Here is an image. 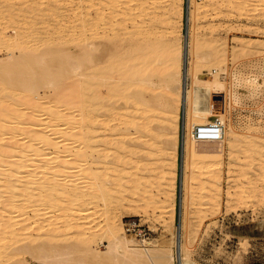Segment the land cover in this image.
I'll list each match as a JSON object with an SVG mask.
<instances>
[{"label": "rangeland", "instance_id": "1", "mask_svg": "<svg viewBox=\"0 0 264 264\" xmlns=\"http://www.w3.org/2000/svg\"><path fill=\"white\" fill-rule=\"evenodd\" d=\"M62 1L58 0L57 4V0H0V30L4 28L6 34L16 37L17 26L22 27L29 45L39 44V38L46 30H62L66 33V42L82 30L91 33L94 27L99 31L108 27L107 31L110 28L114 31L115 36L112 35L111 39L117 52L111 58L113 64L110 62L106 69V74L114 73V78L106 80L110 86H102L104 96L109 93L104 99L106 104L97 101L92 94L94 70L88 61L90 57L92 59V51L85 46L81 52L82 63L88 66L82 68V79L80 77L77 84L81 85L78 92L83 99H75L82 102L72 104L75 111L70 108L73 113L83 110L85 120V123L76 122L83 134L75 135L74 139L71 138L73 141L69 139L71 153L75 156L74 152L79 145L82 146L80 136L88 138L87 157L82 156L86 161L84 167L89 166L95 172L96 178H92L98 181H95L97 190L94 183L90 193H78L85 188L93 173L79 168L77 155L74 158L69 149L74 160L64 157L74 161L72 165L76 167L71 165L74 169L70 167L73 171L69 173L73 195L71 198L62 197L57 192V195H48L38 201L34 199L36 202H31L35 203L33 208L22 209L27 210V217H30L20 223L22 226L32 227L36 220L44 227L39 230L40 250H27L20 255L30 264H46L51 250H63L69 246L83 248L82 245L88 242L96 256L104 259L84 257L82 252H77L60 260L53 257V253L49 264H123L105 256L110 239L109 225L117 224L125 237L137 241L139 249H153L162 241L164 256L158 258V263L166 259L167 264H177L176 252L180 245L186 251L183 260L187 259L189 264H264V0H194L198 13L191 21L185 19V15L194 7L193 0H147L149 3L146 0ZM100 11L105 16H96ZM146 43L157 44L145 47ZM138 44L143 48L138 50ZM7 47H0L3 60H8L6 57L16 48ZM189 48L194 49L196 55H210L215 60L205 62L198 71L208 74L213 67L226 69L221 78L227 84V91L204 95L209 103H213L214 115L225 116L223 138L218 150L213 152L206 151L213 145H208L205 151L198 150L200 141L192 129L205 122L197 118L192 128L187 129L186 121L195 117L189 110L186 112L181 96L171 93L166 84L170 82V87L178 84L182 69L186 68L185 54ZM16 50L20 54V48L14 50L17 54ZM99 50L107 52L104 46ZM88 54L91 56H86ZM190 64L187 65L191 69ZM253 77L256 83L251 85L248 80ZM207 78L212 76L207 75ZM39 80L37 84L43 86L36 84L34 93L47 97L45 95L52 92L53 86ZM67 81L65 78L61 83ZM231 88L236 91L237 102L231 101ZM26 90L18 91L19 108L25 106L21 97ZM27 93L25 98L22 97L24 101L30 94ZM34 95L37 96H30ZM59 96H52L53 100H58ZM52 97L48 95L47 98ZM51 100L47 104H52ZM76 104L82 105L81 108ZM23 109L20 112L28 111ZM20 112L14 119H23ZM97 118L105 120L106 124ZM40 120H48V117ZM30 123L28 119L22 126L33 128ZM18 135L20 143L24 142L23 134ZM185 138L188 143L183 144ZM176 144L179 148L174 147ZM51 146L43 147V150L49 152L53 150ZM184 161L186 169L183 170ZM49 172V168L43 170L46 186L53 177ZM183 184L184 189H181ZM16 194L19 199L26 197ZM69 207L73 210L70 211ZM16 209L12 214L4 212L5 216L21 214L22 211ZM127 215L141 217L150 228L149 243H140L134 235L124 231L121 219ZM181 218L185 229L179 239ZM45 250L50 252L49 255ZM32 253L36 256L33 257Z\"/></svg>", "mask_w": 264, "mask_h": 264}, {"label": "bare ground", "instance_id": "2", "mask_svg": "<svg viewBox=\"0 0 264 264\" xmlns=\"http://www.w3.org/2000/svg\"><path fill=\"white\" fill-rule=\"evenodd\" d=\"M129 1L131 2L132 0H129ZM61 2L63 1L61 0ZM194 2L195 1L193 0L194 7L186 11L185 19L187 20L189 19V21H191V19L194 18V16H196V14L198 13V5L196 4V2L194 4ZM57 4H58V0H57ZM102 5H105V4H102ZM88 8L90 7L88 6ZM81 12L82 11H80V13ZM49 13H51V11H49ZM92 13L94 12H91V14ZM103 13L104 12L100 11L97 13L98 15L96 16H101V17L105 16V13L104 14ZM45 18L47 17L45 16ZM6 26L7 25H5V29H6ZM106 26H108V24ZM17 27H18V30L17 28L15 30L16 37L15 36L13 37V35L6 34V32L3 30L4 28L1 29L4 32L0 30L1 31V34H0V47L1 48H4L6 46L20 48V54L18 53L19 51L17 50H16L17 52L16 54L14 52L16 48L15 49L13 48L14 50L12 49L13 51L12 53L10 52L11 53L10 56L6 57L8 60H3L0 58V100H1L0 102V210H2L0 211V262L2 264H30L20 254H23L27 250L31 252H33L34 249L35 251L36 249H38V251L40 250L41 247H40V242H39V239H40L39 230L43 229L42 226L44 227V225L41 222H38L35 220L34 223L36 225L33 223L34 225L32 227L22 226L20 224L21 222H24L30 219V217H27V214H28L26 213L27 210L26 211L24 210L28 206H31L33 208L34 206L33 204L35 203L32 204L31 202L34 201V199L41 200L43 197H46L48 195H54V194L57 195L56 194L57 192H59L62 197H70V198L72 197L73 191L72 189H70V187H72L71 186L72 179L70 178L69 173L73 171V170L70 171L71 168L74 169L76 167L72 165L74 161H70V159H72L73 157L75 158V156L77 155L76 157L77 160L76 159L75 160L78 162V164H80V166L78 165V167L84 168L82 169L83 171H91L90 174L93 173V176L90 175L88 177L89 182L87 183V185L85 186L83 190L78 192L79 194L84 195V194L90 193L91 189L93 188L92 184L94 183L96 184V182H98L96 181V179H93V178H96L94 176L95 172H93L89 166L84 167L85 159L83 158L82 155H84V157L85 156L87 157L85 153H87L88 151L86 152L85 147L89 146L88 138L84 139L83 135L80 136V140L82 139L81 140L82 146L79 145L78 150L74 152L76 154L75 156L73 153H71L72 143L70 145V141H73L72 140L74 139L73 137H76L77 134L78 135L83 134L81 130H78L80 127L76 125H78L77 121L80 120L79 124L80 122L83 121L84 113H82L83 110L79 111V113H76V112L73 113L70 108L73 107L72 106L73 103L74 105L76 102L79 104L82 103L81 101L78 102V100L83 99L82 97H81L82 99L80 98L81 93L78 92L80 90L79 87L81 85L77 86V84L79 85L80 83V77H81L80 75L83 72L82 68L83 67L85 68V66H88L87 63L85 66L83 65L85 62L82 63V60H84L82 57V53H81L82 49H84L86 46L88 47L87 49H90L89 51H92V59L91 57H90L91 60L88 58L89 65L93 66V70H94L93 73L91 72L93 75V77H91L93 78L91 80L92 82L90 81L91 84H93L92 94L96 97L97 101H100V102L104 101L105 104L107 101L104 99L106 95H109V93L105 94L104 96L105 91L102 90V86L104 87V85H109V83H107L106 80L114 78V75H112L114 73H112L111 75L109 73L108 75L106 74L107 72L106 69H107V65H109V63L111 62V58L115 57L116 55L115 53L117 52L116 46L113 44L112 39H111L112 35L115 36V34H114V31H112V28H110L111 31L109 30L112 33L107 31L109 27L106 29L104 28L103 31L101 30L99 31L98 29H96V27L93 26L94 30L93 31L91 30L90 31L91 33H87L85 30H82L81 32L78 33V35L76 36L73 35L71 39L67 40L68 42L64 41L66 33L65 32L63 33L62 30L61 31H59V29L46 30L45 35H42V37L39 38L40 42L39 44H37L38 46L35 45L36 43L29 45L28 42L25 41L26 39L25 30L23 29L24 30L23 31L22 27H19V26ZM36 41H38V39ZM34 42L35 41H32L31 43H34ZM106 44H108L109 48L108 47L105 48ZM156 44L157 43L155 44L146 43L144 46L154 47ZM3 45L4 47H2ZM103 46H104L105 51L108 48L107 52L110 51L109 55L107 54V52L102 53V51L99 50L100 47L103 48ZM141 47L143 48V45L138 44L137 46L138 50ZM1 48L0 50H2ZM86 52L88 51L86 50ZM89 54L86 56H91ZM5 56H8V55L6 54ZM86 56L84 57L86 58ZM185 56L187 60L186 68L183 67L181 76H179L178 78V84L176 85V87L174 86L170 87V82H167L166 84L168 85L171 93H177L178 95L181 96L182 100L185 102L186 112L187 110H189L190 114L195 117L194 119L186 121L187 129L192 128V125L194 124L197 118H199L201 121H204L205 123L214 121L217 118L224 125L225 116L222 114L214 115L212 111L213 103L212 102L209 103L204 95L207 93L209 94V96H212V92H217L221 90L227 91L228 89L227 84L221 78V73L224 72V70L226 69L223 68L222 66H218L216 68L213 67V68H210L208 74H206L201 71H198L197 69L201 65L205 64V62L210 63L212 61L213 62L215 61L210 55H209L210 57L206 55L199 56L195 54L194 49L189 48L187 49ZM90 61H92V63ZM190 61H191V64H190ZM111 64H113V62H111ZM187 64L191 65V69L188 68ZM207 75H211L212 78L208 79ZM166 77H167V74H166ZM65 78H68V81L65 84L61 83L62 80ZM39 79H42V81L44 82L43 84L47 83L53 86V89L51 88V91L53 93L49 92L50 89L48 90V93L50 94L46 93L49 95V97L53 96L55 98L56 95L59 96L60 94H63V96L62 97L59 96L60 98L58 100L56 99L53 100V97L51 98L52 100L48 99L47 98L48 95H45L47 97H44L43 96L44 94L42 96L41 95L38 96L41 93L39 94L34 93V91L36 92V89H34V87L40 81ZM255 81H256V78L254 77L248 80V82L251 83V85L255 84L256 83ZM203 85L205 87H203ZM22 89H25V90L27 89L26 91H29L28 93L25 91L24 96L22 94V97L25 98L26 93L27 94L30 93V94L27 95L26 101H24V99L21 97V100L24 102L22 103L25 106H22V104L20 103V107L22 106L25 109H28V111L20 112L22 107L19 108V105H17L19 104V102L16 99H18L17 94H19L20 92L22 93V91H20ZM37 90L39 91V89ZM233 90L231 88L230 96H231V101L234 100L235 102L236 101L235 99L236 91H233ZM33 94H37V96L36 95L30 96ZM108 97L109 96H107V99ZM6 98H10L12 101ZM75 99H78V100H75ZM45 100H47V102ZM49 100L52 101V104H47ZM94 101L96 102V100ZM81 106L82 105H78V108L80 109ZM67 107H68V110H67ZM74 108L75 106L73 107V109ZM153 109H154V106L152 107V110ZM75 110L76 108L74 109V111ZM19 112H20V115L23 116V119L25 118L24 121L23 119L19 121L14 119L16 114L18 115ZM44 114L46 115V117L42 118L41 116H44ZM100 114H104V113H100ZM214 116H217V117H214ZM47 117H48V120H44V118H47ZM93 117L90 118L89 116L90 119H93ZM98 118H97V121L101 120L102 123L106 124V121H105L107 119L106 117H105V120L98 119ZM28 119H29V122L30 121L32 122V124L30 123V125L31 127L33 126V128L26 127L27 128L26 129L24 126H22L23 123ZM40 119H43L44 121H41ZM107 122H108V119H107ZM82 123H85V120ZM47 129L49 130L46 132ZM18 134L24 135V136L20 135L22 140L24 139L23 140L24 142H22L23 144L20 143L21 139H18L19 137ZM75 139L76 140L79 139V136L78 138H75ZM68 141L69 143H67ZM186 142L187 140L185 138L183 141V144H185ZM75 143L77 142L76 141L74 142L73 147ZM49 145L50 146L52 145L51 147H53V150L49 151L50 153L48 151L45 152L43 150V147H47ZM174 147L179 148V145L176 144ZM69 149H71V151ZM66 151L68 152V155H66L67 154ZM69 151L73 155V157H71V155L69 154ZM64 155L68 156L70 159L68 158L65 159ZM74 158L72 160H74ZM184 167L186 169V161L183 162V170H184ZM46 168H49L51 171L49 173L53 174L52 180L48 184V186L44 184V180H45L44 176L46 175V173H43V170ZM181 189H184V184H183V187H181ZM95 190H97V184H96ZM16 193H19L20 196L26 195L25 199H21V198L19 199ZM32 196H35L36 198ZM103 198L104 197H102V199ZM16 208L18 210L20 209L21 211L22 209L24 210L21 212V214L17 216H14V215L5 216L6 214H12L13 210H15ZM68 209L72 211L73 207H69ZM4 212L6 214H4ZM36 212H35V215L37 214ZM5 217H7V219H3ZM34 229L36 231L38 230L37 233L35 232ZM184 229H185V226L182 220L178 227V238L179 239H181V234L183 232L182 230ZM108 233H109L110 239L107 245V253L105 256H111L114 259H116V261L123 262V264L124 263L126 264L127 263L167 264L168 263L166 259L163 260L161 263H158V258L164 256V253H163L164 244L162 241L159 242L157 246L153 249H147V248L139 249L138 246L136 245L137 241L135 239L127 238L122 234V229L120 225H117V224L109 225ZM41 236L43 237V234ZM86 243L87 245L82 243L83 244L82 246H85V247L83 248L79 247L78 249L74 248L73 246H69L63 250L59 248L53 249L51 250V252L52 254L54 253L53 254L54 256L50 254L51 255L50 258L52 256L53 257L56 256L60 258V260L61 259L64 260L66 257L70 255H75L77 252L79 253L82 252L84 257L95 256L97 260L104 259L103 256H96L97 255L96 251L92 250L88 242ZM45 251H46L45 253L46 254L48 253L49 255L50 252H47V250ZM183 252H186V251L182 248V246L179 245V248L177 247V252H176L177 264H189L187 259L183 260ZM43 253H44V250H43ZM32 255L34 254L32 253ZM35 256L36 255H34L33 257ZM37 257L39 258L40 256L37 255ZM47 257L49 258V256ZM165 258H167V256H165ZM44 259L45 258L43 257V262H44ZM49 259H47L48 263L46 264L50 263L51 260ZM170 260L172 262L173 258H171Z\"/></svg>", "mask_w": 264, "mask_h": 264}, {"label": "built area", "instance_id": "3", "mask_svg": "<svg viewBox=\"0 0 264 264\" xmlns=\"http://www.w3.org/2000/svg\"><path fill=\"white\" fill-rule=\"evenodd\" d=\"M224 125L219 119L202 124L194 125L192 133L197 140L200 141L198 150L200 152L205 151L208 145L210 146L208 152L218 150V144L223 138ZM122 227L128 234L134 235V237L143 244H147L151 241L150 228L141 221V217L134 215H127L121 219Z\"/></svg>", "mask_w": 264, "mask_h": 264}, {"label": "water", "instance_id": "4", "mask_svg": "<svg viewBox=\"0 0 264 264\" xmlns=\"http://www.w3.org/2000/svg\"><path fill=\"white\" fill-rule=\"evenodd\" d=\"M178 221H179V218H178ZM178 239V238H177Z\"/></svg>", "mask_w": 264, "mask_h": 264}]
</instances>
